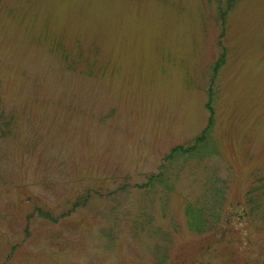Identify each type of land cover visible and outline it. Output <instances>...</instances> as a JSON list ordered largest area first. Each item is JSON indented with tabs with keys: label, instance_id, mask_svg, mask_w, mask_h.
Masks as SVG:
<instances>
[{
	"label": "rangeland",
	"instance_id": "1",
	"mask_svg": "<svg viewBox=\"0 0 264 264\" xmlns=\"http://www.w3.org/2000/svg\"><path fill=\"white\" fill-rule=\"evenodd\" d=\"M0 264H264V0H0Z\"/></svg>",
	"mask_w": 264,
	"mask_h": 264
},
{
	"label": "trees",
	"instance_id": "2",
	"mask_svg": "<svg viewBox=\"0 0 264 264\" xmlns=\"http://www.w3.org/2000/svg\"><path fill=\"white\" fill-rule=\"evenodd\" d=\"M234 1V0H232ZM61 43V42H58ZM65 57L69 58V60L72 62V64H77L76 63V57H73L72 55L66 54ZM72 59V60H71ZM66 61V60H65ZM93 67V66H92ZM94 69V67H93ZM95 71V69H94ZM213 115H211V119L209 120L208 125L206 128L203 130V132L195 138L193 141L192 145L188 147H175L172 149L170 154H168L165 158V164L162 165L161 170L163 169V172H159L157 175H151L149 177L148 182L145 184V188H147V191H155V189L158 186H167L168 180H169V169L167 168V165L171 166L178 164L181 161H185L189 158V155H196L198 152H203L207 153V149H214V146L211 144L212 136V128H213ZM171 164V165H170ZM144 185L138 184L137 182L132 183L131 181L125 182L121 184L119 187H117V190L111 193V196H113L116 192H124L125 190L133 189L138 190V192H141L143 190ZM129 191V192H131ZM92 192V191H91ZM91 192H88L85 200H88L91 196ZM100 192L94 191V194H98ZM211 201V205H212ZM185 216L188 220L186 221L187 225L189 227L197 232L202 233L205 230L209 229V225L212 223L211 220L215 219L217 217L216 215V208H195L192 205H187L185 209Z\"/></svg>",
	"mask_w": 264,
	"mask_h": 264
},
{
	"label": "bare ground",
	"instance_id": "3",
	"mask_svg": "<svg viewBox=\"0 0 264 264\" xmlns=\"http://www.w3.org/2000/svg\"><path fill=\"white\" fill-rule=\"evenodd\" d=\"M210 119H211V117H210ZM210 119H209V120H210ZM208 123H209V122H208ZM207 125H208V124H207ZM205 128H206V127H205ZM177 147H178V146H177ZM46 218H47V217H46Z\"/></svg>",
	"mask_w": 264,
	"mask_h": 264
}]
</instances>
